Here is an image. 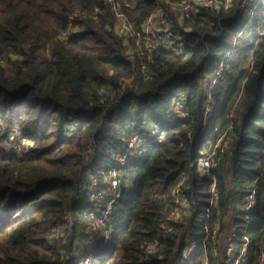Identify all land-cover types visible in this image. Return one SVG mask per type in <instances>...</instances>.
I'll return each instance as SVG.
<instances>
[{
  "label": "trees",
  "instance_id": "16d2710c",
  "mask_svg": "<svg viewBox=\"0 0 264 264\" xmlns=\"http://www.w3.org/2000/svg\"><path fill=\"white\" fill-rule=\"evenodd\" d=\"M114 1L137 27L157 7V0ZM240 2L202 6L186 19L184 54L156 48L150 57L135 51L131 57L107 0H0V143L14 133L31 141L18 152L0 146V264H79L75 238L47 234L95 221L82 171L88 165L104 176L112 152L122 151L134 129L149 121L160 126L164 141L147 138L143 160L122 168L130 187L121 184L118 215L103 224L111 229L109 242L84 247L87 263L175 264L191 236L197 245L188 264H203L216 245L224 260L227 245L214 243L212 233L218 226L221 242L230 220L236 227L232 258L245 244L244 264H260L264 8L248 25L249 11L260 4L245 13ZM72 25L81 30L70 33ZM219 67L217 82L205 83ZM179 91L188 110L182 118L169 112ZM75 118L77 130L68 135L66 125ZM224 130L229 148L211 174H201L200 153ZM181 180L189 214L168 221L167 230L162 223L171 208L165 206ZM213 182L217 206L209 204ZM250 193L255 204L245 211L240 198ZM149 245L154 251L146 258Z\"/></svg>",
  "mask_w": 264,
  "mask_h": 264
},
{
  "label": "built area",
  "instance_id": "2783aa9c",
  "mask_svg": "<svg viewBox=\"0 0 264 264\" xmlns=\"http://www.w3.org/2000/svg\"><path fill=\"white\" fill-rule=\"evenodd\" d=\"M112 6V12L115 18V28L119 36H121L126 43L127 40H138V42L144 41L145 49L141 52H137L139 55L147 54V57H150V51L156 48H163L175 52L176 54H184L185 41L182 40L180 34L179 25H176L174 21L170 18V13L178 14L179 20L186 21V19L196 17V13L199 11V8L202 6L210 7L213 9H220L221 6L224 8H229L232 0H157V7L145 18L140 27L135 26L132 23L127 15L121 10L120 6L114 0H107ZM169 3L171 10L169 11ZM252 3L258 4L259 0H241V6L245 4ZM181 27V26H180ZM184 27V26H183ZM186 28V27H185ZM189 27L186 28L188 30ZM77 31V30H75ZM137 44V43H136ZM136 53V52H135ZM144 66H142L143 68ZM222 67H219L216 70V74L207 75L205 83L214 85L217 82V79L221 75ZM211 98L207 100L209 104ZM208 110V107H207ZM170 114L176 118H182L188 115V110L184 104V94L182 91L177 92L171 97V108L169 110ZM77 121L71 119L67 127V134L72 135L77 130ZM165 134L162 132L160 126L151 121L138 125L130 135L125 148L122 151L112 152V159L108 165L107 173L98 177L92 169L86 165L85 169L80 175L82 180L81 186L82 190L86 191L89 194L87 201H89L91 206L89 207L90 211L96 212L95 221H90L86 224L87 231L91 236V239L96 235V239L93 240L100 244H106L109 242L111 237V229L104 227V223L109 222L114 214L118 215L117 208L115 204L120 195L119 187L123 183L125 188L130 187V179L125 177L122 171V168L131 162H141L144 158L145 152V143L147 138H153L157 142L164 141ZM230 145V137L227 133V130L221 132L215 142L209 149L203 150L197 161V168L201 174L209 175L212 171L218 167L221 155L227 151ZM183 180L175 187L173 191V196L171 199V204L167 203L166 207H170L168 211L167 221L163 224L162 227L170 230L171 227L167 226V222L170 220L176 221L177 219L181 220L184 215H188L189 211V202L187 197L182 192ZM212 196L209 200L211 206H217L218 204V192L216 189V184L213 182L211 184ZM79 202H86L82 198L76 199ZM255 198L252 193L246 195V200L242 202L241 208L245 211H249L254 207ZM68 218L69 215H66ZM92 216H94L92 214ZM227 226V225H226ZM229 226V224H228ZM59 228L54 227L51 229L50 238L55 234H59ZM226 229V232L219 234L222 237V241H218V226L214 228L212 233V239L214 243H223L227 245V251L224 255V260L219 261L218 255L219 248L218 245L214 246L211 250V256L213 264H244L247 262V254L245 253V244L243 245V252L241 256L237 258H232L233 254L231 253L233 249V241L236 235V227L232 225V228ZM55 231V232H54ZM186 245L182 250L180 257L175 259V264H188L191 255L197 245V240L194 236H191L186 241ZM154 251V246L149 245L146 247L144 253L145 257ZM264 244L260 250V264H264ZM88 258H85L81 264H87Z\"/></svg>",
  "mask_w": 264,
  "mask_h": 264
},
{
  "label": "rangeland",
  "instance_id": "374dc122",
  "mask_svg": "<svg viewBox=\"0 0 264 264\" xmlns=\"http://www.w3.org/2000/svg\"><path fill=\"white\" fill-rule=\"evenodd\" d=\"M259 4L258 5V8L255 9V11H249L250 8L254 7L253 4L251 3H248V4H245V13H248L249 11V14L248 15V20H249V23L248 25H252L253 22L255 21V19H258L260 17V14L262 12V8H264V0H259ZM169 11L171 10L170 8V3H169ZM170 18L174 21V23L176 25H179V28L180 26H184V27H189V25H186L185 26V22L186 21H183V20H179V15L178 14H172L170 13ZM75 30H81V28L78 26V25H72L71 28L69 29V32L70 33H76ZM64 34V32L61 33L60 36H62ZM235 40L236 38L235 37H232L230 36L228 41L232 42V43H235ZM137 43V44H136ZM127 44V47H126V54L127 55H130L132 57V53L133 51L135 52H141L145 49V44H144V41H142L141 43L138 42V40H134L133 41L131 39L127 40L126 42ZM126 46V45H125ZM49 48V46H48ZM45 51L44 48L41 49L39 52H42ZM141 57V56H139ZM132 59V58H130ZM0 64H3V58L0 57ZM76 120V118H75ZM9 140L8 141H1L0 143V146H2L3 148H5L6 150L10 151V152H18V151H23L28 145L31 144V141L25 139V138H20V135L19 133H14V134H10L9 135ZM221 164V163H220ZM242 198H240V200L242 202H244L246 200V194H243L241 196ZM229 224V231L230 230V227L232 228V223L231 221L229 220L228 222ZM61 230V228H60ZM55 232V231H54ZM64 232V234H62ZM62 233H59V236L56 237L55 234H53L52 236H55V238H60L61 236H63L64 238V242H66L68 240V236H72V238H75V247H74V252H77V251H80V252H83V249L84 247L86 246V244H88L89 242H93V243H97L96 241H94L93 239L95 238L96 239V235H94L92 237V239H89V232L87 231V228H86V224L84 223L82 227H78V228H75L74 231L72 230H69L67 231H64V229L62 228ZM48 237L49 235H51V233L49 232V234H47ZM81 243V244H80ZM210 257V258H209ZM78 259H80V263H82V261H84L83 258H79L77 257ZM264 258V257H263ZM212 259V256L209 254V251L206 252V254L204 255L203 257V264H213L212 261H210ZM88 262V261H87ZM88 264V263H87Z\"/></svg>",
  "mask_w": 264,
  "mask_h": 264
},
{
  "label": "bare ground",
  "instance_id": "6f19581e",
  "mask_svg": "<svg viewBox=\"0 0 264 264\" xmlns=\"http://www.w3.org/2000/svg\"><path fill=\"white\" fill-rule=\"evenodd\" d=\"M89 239H91V236L90 235H89ZM86 246H87V244H86ZM74 254H76L77 257H79V258H83V259L88 258V260L90 258V255L85 253V248L83 249V252L77 251V252H74Z\"/></svg>",
  "mask_w": 264,
  "mask_h": 264
}]
</instances>
